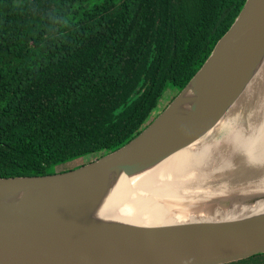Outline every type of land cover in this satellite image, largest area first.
<instances>
[{"label": "trees", "instance_id": "16d2710c", "mask_svg": "<svg viewBox=\"0 0 264 264\" xmlns=\"http://www.w3.org/2000/svg\"><path fill=\"white\" fill-rule=\"evenodd\" d=\"M244 2L0 0V178L68 171L83 164L55 167L127 143Z\"/></svg>", "mask_w": 264, "mask_h": 264}, {"label": "water", "instance_id": "95a60500", "mask_svg": "<svg viewBox=\"0 0 264 264\" xmlns=\"http://www.w3.org/2000/svg\"><path fill=\"white\" fill-rule=\"evenodd\" d=\"M263 61L264 0H245L199 70L127 143L68 171L0 178V264H225L264 254L263 169L234 168L242 179L225 193L162 201L171 221L100 214L111 198L124 206L112 197L122 176L217 128Z\"/></svg>", "mask_w": 264, "mask_h": 264}, {"label": "bare ground", "instance_id": "6f19581e", "mask_svg": "<svg viewBox=\"0 0 264 264\" xmlns=\"http://www.w3.org/2000/svg\"><path fill=\"white\" fill-rule=\"evenodd\" d=\"M264 61L237 101L229 108L224 119L202 141L181 149L159 165L135 176H122L117 189L112 193L123 201L124 206L114 204L111 199L103 206L102 216L122 217L131 215L135 220L145 223H163L171 221L169 213L162 206L178 204L179 200L192 201L200 196L225 193L236 189L240 171L233 167L215 165L206 168L202 176H188L181 172L179 161L193 153H206L219 143H237L242 152L236 161L241 168L264 170ZM262 125V129L259 126ZM237 126L230 134L225 132ZM243 132L244 136L239 134ZM221 134L219 139H215ZM228 161V159L226 158ZM228 164V163H227ZM178 169V170H177ZM232 171L233 173H231ZM256 184V182H252ZM259 184H264V174ZM113 203V204H112ZM118 206V211L114 208ZM114 207V208H113Z\"/></svg>", "mask_w": 264, "mask_h": 264}, {"label": "rangeland", "instance_id": "374dc122", "mask_svg": "<svg viewBox=\"0 0 264 264\" xmlns=\"http://www.w3.org/2000/svg\"><path fill=\"white\" fill-rule=\"evenodd\" d=\"M172 95L173 93L170 91H167L166 94H164V96L161 98V100L158 103L159 105H158V108L156 109L157 110L156 113L161 112L165 108V106L170 103L169 99ZM261 129H262V125L259 126V129H257V131ZM231 131H234V127L228 130L225 134H230ZM220 136L221 135L218 134L217 138ZM239 136L243 137L244 133L241 132ZM241 152H242V146L240 144L219 143L213 146V149L209 150L208 152L204 154L200 152L198 153L195 152L193 154H190L184 157L183 159L179 161V166L185 178H187L188 176L201 177L202 172L206 168H210L211 166H215L218 164L227 166V167L236 168L235 164L239 165L236 161L239 159ZM95 156L96 155H92V156L89 155V156L78 158L71 162H67L63 165H59L55 167V170L60 171V170L71 169L75 166H78V165L94 160ZM226 158L228 159V161L226 160ZM263 261H264V254H257V255L248 257L246 259L233 261V262H229L225 264H259Z\"/></svg>", "mask_w": 264, "mask_h": 264}]
</instances>
